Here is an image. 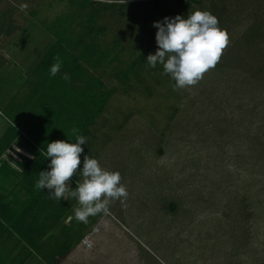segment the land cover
I'll use <instances>...</instances> for the list:
<instances>
[{
  "label": "rangeland",
  "instance_id": "rangeland-1",
  "mask_svg": "<svg viewBox=\"0 0 264 264\" xmlns=\"http://www.w3.org/2000/svg\"><path fill=\"white\" fill-rule=\"evenodd\" d=\"M10 10L14 31L0 35V106L50 42L46 26L68 9L59 0H0V14ZM248 15L226 31L227 47L196 85L174 90V80L159 85L147 76L152 94L112 98L113 132L102 143L99 120L90 151L120 173L128 196L110 203L61 264H264V44L239 42ZM8 122L0 114V134Z\"/></svg>",
  "mask_w": 264,
  "mask_h": 264
},
{
  "label": "trees",
  "instance_id": "trees-1",
  "mask_svg": "<svg viewBox=\"0 0 264 264\" xmlns=\"http://www.w3.org/2000/svg\"><path fill=\"white\" fill-rule=\"evenodd\" d=\"M59 1H65L68 10L46 26L51 40L19 86L27 88V95L19 98L17 90L0 106V114L9 120L0 134V264H61L104 216H89L87 224L78 222L73 215L78 207L75 199H49L47 189L35 188L39 172L48 170L51 159L41 150L56 140L74 143L71 130L77 128L86 138L78 168L82 167L84 155L95 158L90 147L97 133L102 132L103 143L113 132L107 107L115 95L131 94L134 89L152 94L147 76L159 85L171 79L162 65L152 68L146 62L158 48L154 21L176 15L187 18L201 10L213 14L227 31L246 10L252 23L239 42L264 44V3H245L244 8L240 0ZM12 10L0 14V34L14 31ZM110 29L116 32L112 37ZM226 56L230 58L232 52ZM57 57L62 67L52 77L49 69ZM258 63L264 65V59ZM64 72L70 81L61 79ZM99 120L107 130L100 128ZM260 139L264 150V131ZM12 144L22 151L15 153ZM81 179L74 174L67 183L75 188ZM169 206L174 209L173 202ZM252 218L251 208L245 219Z\"/></svg>",
  "mask_w": 264,
  "mask_h": 264
},
{
  "label": "clouds",
  "instance_id": "clouds-1",
  "mask_svg": "<svg viewBox=\"0 0 264 264\" xmlns=\"http://www.w3.org/2000/svg\"><path fill=\"white\" fill-rule=\"evenodd\" d=\"M19 7L26 11L28 5L21 2ZM153 27L157 29L155 41L158 48L155 54L147 56L146 62L152 68L162 65L164 74L175 81L174 90L196 85L204 73L215 67L229 43L227 32L219 27L218 19L208 11L196 10L187 18L181 15L164 17L162 21H154ZM61 67L62 61L57 57L49 69L50 76L55 77ZM61 79L70 81V75L64 72ZM71 131L74 143L56 140L41 150L46 159H51L48 170L39 172L35 188L47 189L49 199H75L78 207L73 210L74 218L87 224L89 216L108 215L112 201L120 200L123 205L128 192L121 183L120 173L103 169L96 158L84 155L82 167L78 168L86 138L79 134L77 128ZM11 147L15 153L22 151L15 144ZM74 174H79L82 179L72 188L67 182ZM84 242L82 239L80 244Z\"/></svg>",
  "mask_w": 264,
  "mask_h": 264
},
{
  "label": "crops",
  "instance_id": "crops-1",
  "mask_svg": "<svg viewBox=\"0 0 264 264\" xmlns=\"http://www.w3.org/2000/svg\"><path fill=\"white\" fill-rule=\"evenodd\" d=\"M0 35H1V34H0ZM2 35H4V34H2ZM6 36H10V35H6ZM4 51H5V49H4V50L2 49L3 55H5V54H4ZM2 58H3V57H2ZM34 62H35V60H34V61H31V63H30L29 65H27V66L22 70V71H23V72H22V76H23V81H22V82L25 81L27 70L31 68V66L34 64ZM5 63H6V62H2V61L0 62V64H2L1 66H3ZM14 65H15L14 63L11 64V66H14ZM22 82L18 85L16 91H13V93H12L10 96H12L13 94H15V93L17 92V90H18V97H19V98H21V97L24 96V95H27L28 90H27L26 87L23 88V89H20V88H19V86L22 84ZM7 100H8V97L5 98L4 100H1L2 104H4ZM25 152H26V150H25ZM18 170H20V169H18Z\"/></svg>",
  "mask_w": 264,
  "mask_h": 264
}]
</instances>
